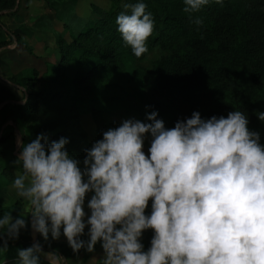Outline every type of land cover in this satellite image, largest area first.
<instances>
[{
  "label": "clouds",
  "instance_id": "1",
  "mask_svg": "<svg viewBox=\"0 0 264 264\" xmlns=\"http://www.w3.org/2000/svg\"><path fill=\"white\" fill-rule=\"evenodd\" d=\"M183 2V11L192 14L210 0ZM124 9L116 19L118 32L140 58L148 52L155 21L143 0ZM193 22L203 23L199 17ZM256 115L264 122V112ZM146 119H125L103 132L85 150L83 169L66 150V138L48 143L40 134L28 144L18 140L16 163L23 171L11 188L26 202L23 215L31 214L33 232L47 242L49 234L60 239L63 229L77 253H92L102 242V264H264V144L249 129L248 116L236 110L203 119L196 111L173 128L156 111ZM25 227L23 218L0 216V238L6 236L0 254ZM147 229L154 234L145 252L141 238ZM42 256L48 264L63 260L35 242L18 250L17 264H42Z\"/></svg>",
  "mask_w": 264,
  "mask_h": 264
},
{
  "label": "rangeland",
  "instance_id": "2",
  "mask_svg": "<svg viewBox=\"0 0 264 264\" xmlns=\"http://www.w3.org/2000/svg\"><path fill=\"white\" fill-rule=\"evenodd\" d=\"M212 1L216 6L211 13V25L216 27L215 35L224 51L225 65L224 102L219 113L227 117L229 112H244L250 129V113L242 108L248 91L262 97L261 112H264V12L254 0H235L242 11L236 16L227 5L228 0H223V4ZM137 2L19 0L12 13L1 19L4 35L11 41V46L0 50V82L15 95L14 103L25 107L28 101L36 100L38 93L54 94L52 102L39 108L34 115L17 114L13 106L8 111L0 109V216L2 209L15 207L19 212L12 216L13 220L25 219L26 227L21 230L19 239L10 240L13 247H19L17 253L39 242L45 253L54 252L62 257L61 264H102L104 256L102 242L97 243L92 253L85 249L77 253L68 244L63 229L60 239H53L49 234L47 242L39 233L33 232L31 214L23 215L27 204L11 188L16 175L23 171L16 163L22 150L18 140L28 144L45 134L50 143V139L67 128L74 133L75 140L72 147L65 146L66 150L81 161L83 169L85 150L103 139V132L118 127L125 119L149 123L147 115L156 111L166 128H173L178 120L185 119L180 110L172 107L171 97L162 94L159 88L157 71L161 62L166 63L171 75L186 76L177 66L171 49L147 43L148 52L137 58L129 48L117 46L116 52L110 55L112 68L98 74L105 45L99 37H92L85 38L83 43L98 54L87 56L84 66L78 62L81 53L74 49V39L86 31L88 21L100 17L111 21V17L125 10V4ZM177 12L188 17L186 24L194 39H205L207 29L193 22L195 14L179 8ZM196 47L201 54L206 53L204 46L197 44ZM84 70L87 75L82 74ZM261 123L260 137L264 144V122ZM150 145L151 136L148 135L143 149L146 155H149ZM93 194L87 193L85 197V221L91 215L87 204ZM151 204L150 200L146 215L151 213ZM87 232L86 227L81 239H88ZM153 234L152 229L143 233L141 243L145 252L151 247ZM2 255L0 264H17L18 257ZM41 261L48 264L43 256Z\"/></svg>",
  "mask_w": 264,
  "mask_h": 264
},
{
  "label": "trees",
  "instance_id": "3",
  "mask_svg": "<svg viewBox=\"0 0 264 264\" xmlns=\"http://www.w3.org/2000/svg\"><path fill=\"white\" fill-rule=\"evenodd\" d=\"M18 1L0 0V50L11 46V41L4 35V26L1 19L8 13H12ZM254 1L264 12V0ZM145 4L147 5L146 11L149 9L148 12H151L155 21L153 34L148 38L147 43L150 45L158 44L171 49L177 60V66L186 73V76L182 74L171 75L172 73L166 63H159L157 78L160 91L162 94L171 97L172 107L180 110L184 118L191 117L192 113L196 111L201 114L203 119H210L212 116L219 118V110L222 109L224 102L222 79L225 73V65L224 51L218 44L215 35L216 27L211 25V13L216 5L210 0L209 4L202 6L199 12L192 13L196 15L195 18L199 17L203 21L201 25L207 29L205 30V39L200 41L190 35L191 33L186 24L188 17L177 12L178 8L183 9L185 7L183 0H147ZM227 5L234 15L242 14L235 0H228ZM117 16L111 17V21L101 17L88 21L86 31L80 33L74 39L73 47L81 53L78 56L79 64L84 66L87 56L98 54L84 45L83 40L85 38L99 37L105 45L104 52L101 55L103 61L97 69L98 74L112 68L113 63L110 55L116 52L117 46L124 45L132 51L131 47L125 45L121 34L118 32ZM197 44L204 46L206 49L205 54H201L196 49ZM82 74L87 75L88 72L84 70ZM49 95L44 96L38 93L35 95L36 100L33 102L28 101L29 103L25 107L17 106L14 103L15 95L13 92L0 82V109L8 111L13 106L17 114L34 115L39 108L45 106L48 102H52L54 94L49 93ZM262 101L261 96L255 95L254 91L250 90L242 102L243 110L250 113V130L259 134L262 123L256 113L262 111ZM42 128L44 129L45 126ZM74 136V133L66 128L63 133L50 139V143L63 137L69 140L66 147L70 148L74 145ZM3 184H6V181ZM5 212L14 216L19 211L15 207L5 208L1 210V215ZM4 239H6V236L0 238V248L4 245ZM18 248L17 246L13 247L9 241L7 251L3 253L2 257L8 254L11 257H18ZM43 263L44 261H42Z\"/></svg>",
  "mask_w": 264,
  "mask_h": 264
}]
</instances>
